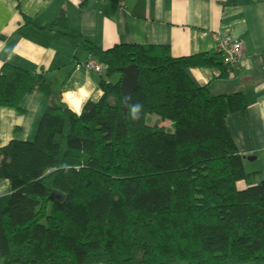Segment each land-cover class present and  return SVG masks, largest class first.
I'll list each match as a JSON object with an SVG mask.
<instances>
[{
	"label": "trees",
	"instance_id": "obj_1",
	"mask_svg": "<svg viewBox=\"0 0 264 264\" xmlns=\"http://www.w3.org/2000/svg\"><path fill=\"white\" fill-rule=\"evenodd\" d=\"M85 45L104 67L99 98L81 117L52 104L33 141L0 149V178L12 186L0 198L3 264H264V178L238 190L253 174L227 127L248 102L187 75L216 60L176 59L165 47ZM130 66L139 71L130 103L144 105L135 122L124 112L119 72ZM117 75L116 83L105 79ZM44 83L6 64L0 109H19ZM148 115L172 122L174 133L147 126Z\"/></svg>",
	"mask_w": 264,
	"mask_h": 264
},
{
	"label": "crops",
	"instance_id": "obj_2",
	"mask_svg": "<svg viewBox=\"0 0 264 264\" xmlns=\"http://www.w3.org/2000/svg\"><path fill=\"white\" fill-rule=\"evenodd\" d=\"M118 1L0 0V72L10 64L45 79L19 109H0V149L12 141H33L46 110L54 103L66 107L61 94L67 89L87 80L93 92L89 101L99 98L103 76L75 70V63L90 59L85 44L102 51L119 45L165 47L176 59L216 60V65L187 70L197 87L246 98V113L229 116L227 127L239 153L256 157L245 160V170L260 182L263 178L258 176L264 175V0H123L124 7ZM52 28L56 29L50 32ZM57 31L76 39L60 40L54 35ZM223 37L242 44L238 70L228 71L222 63L218 45ZM0 189L12 192L10 181L0 178Z\"/></svg>",
	"mask_w": 264,
	"mask_h": 264
},
{
	"label": "clouds",
	"instance_id": "obj_3",
	"mask_svg": "<svg viewBox=\"0 0 264 264\" xmlns=\"http://www.w3.org/2000/svg\"><path fill=\"white\" fill-rule=\"evenodd\" d=\"M88 83L89 81L86 80L84 85H81L78 88H69L61 94L62 102H64L66 107L77 117L84 115V109L88 101L93 97V92L88 88ZM143 109L144 105L141 102H127L126 111L128 119L133 122L139 121L142 117ZM61 167H67V165H62ZM51 170L52 169H49V171ZM11 194V192L0 189V196Z\"/></svg>",
	"mask_w": 264,
	"mask_h": 264
},
{
	"label": "built area",
	"instance_id": "obj_4",
	"mask_svg": "<svg viewBox=\"0 0 264 264\" xmlns=\"http://www.w3.org/2000/svg\"><path fill=\"white\" fill-rule=\"evenodd\" d=\"M101 3H107L109 0H92ZM118 4L120 7H124V1L119 0ZM218 53L222 59V63L228 68V71L235 69L238 70L241 65V54H242V44L240 41L235 40L230 37H223L219 41ZM75 70H86L89 72H94L96 74H102L104 67L100 65L96 60L89 59L84 63H75Z\"/></svg>",
	"mask_w": 264,
	"mask_h": 264
},
{
	"label": "water",
	"instance_id": "obj_5",
	"mask_svg": "<svg viewBox=\"0 0 264 264\" xmlns=\"http://www.w3.org/2000/svg\"><path fill=\"white\" fill-rule=\"evenodd\" d=\"M119 72L123 74L121 81V92L124 100V112L127 115L126 104L133 98L135 92L139 87V71L136 66H130L124 69H120ZM130 99V100H129ZM256 157H247V162L254 161Z\"/></svg>",
	"mask_w": 264,
	"mask_h": 264
},
{
	"label": "rangeland",
	"instance_id": "obj_6",
	"mask_svg": "<svg viewBox=\"0 0 264 264\" xmlns=\"http://www.w3.org/2000/svg\"><path fill=\"white\" fill-rule=\"evenodd\" d=\"M119 78L120 77L117 75V76H115L113 78H105V79L109 83H116L119 80ZM146 125L150 126V127H155V126L163 127V128L166 129V131L169 134H173L174 131H175V128H174V125H173L172 122L166 121V120H162L157 115H148L146 117ZM247 174H249V173L247 172ZM258 177L264 178V175H261V176H258ZM256 179H257V177H252L251 178V182L249 180V181H242V182L238 183L237 184L238 190L243 191V190H246L248 187L257 186L258 184H260L261 181L260 182H256ZM0 264H3L2 260H0Z\"/></svg>",
	"mask_w": 264,
	"mask_h": 264
}]
</instances>
